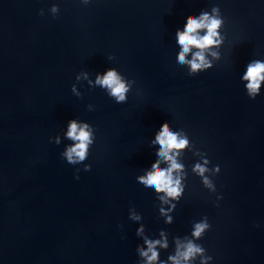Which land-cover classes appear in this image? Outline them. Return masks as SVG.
<instances>
[{"label": "water", "instance_id": "1", "mask_svg": "<svg viewBox=\"0 0 264 264\" xmlns=\"http://www.w3.org/2000/svg\"><path fill=\"white\" fill-rule=\"evenodd\" d=\"M214 4L226 18L222 59L190 77L175 66L173 38ZM253 58H264V0H0V264H138L131 209L150 236H183L206 215L212 228L200 243L214 264H264V95L250 100L239 79ZM111 66L136 81L127 103L86 82L72 94L79 71ZM72 118L97 129L88 172L61 159L68 141L49 142ZM166 123L220 165L223 195L217 207L186 153L188 187L172 225L136 184Z\"/></svg>", "mask_w": 264, "mask_h": 264}, {"label": "clouds", "instance_id": "2", "mask_svg": "<svg viewBox=\"0 0 264 264\" xmlns=\"http://www.w3.org/2000/svg\"><path fill=\"white\" fill-rule=\"evenodd\" d=\"M79 3L87 6L92 0H79ZM47 11L56 18L60 13V5L52 3ZM39 14L44 16L45 9L41 8ZM225 23L226 18L218 4L210 9H202L188 18L183 29L178 30L173 38L175 66L186 69L190 77L211 70L222 59L221 49L227 39L224 33ZM107 59L114 61L116 57L109 54ZM239 79L250 100L264 95V58L251 59L244 66ZM75 81L71 85V92L76 97L83 95L80 88L86 82L90 89L100 88L116 104L127 103L129 93L136 84L135 79L129 78L114 66L95 74L81 70L75 75ZM87 108L93 111L95 105L89 103ZM96 139L97 129L93 124L72 118L66 122L62 132L49 137V142L61 145L68 141L60 152L61 159L72 166L83 165V171L88 172L92 165L85 161L88 160ZM149 150L154 154L155 163L136 179V184L144 192L154 195L158 202V215L165 225L174 223V213L188 187L189 166L185 163L186 153H191L195 158L190 166L191 174L199 178L209 194L215 195L214 203L219 207L223 195L218 192L214 178L221 173V167L212 163L207 152L197 147L183 128L164 124L149 142ZM80 171L81 168H75L77 180L80 178ZM128 221L138 226L135 237L142 242L136 249L138 264H214V257L200 243L212 228L208 216L193 221L190 232L183 236H173L166 229L159 230L157 235H148L143 217L135 209L129 211ZM255 227L260 228L261 225L256 223ZM170 248L172 250L169 252ZM165 252L168 253L166 258H162V253Z\"/></svg>", "mask_w": 264, "mask_h": 264}]
</instances>
